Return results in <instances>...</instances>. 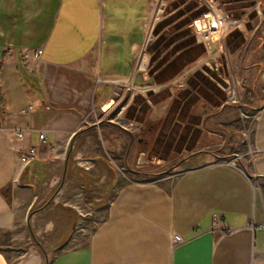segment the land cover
Masks as SVG:
<instances>
[{
	"label": "crops",
	"instance_id": "obj_1",
	"mask_svg": "<svg viewBox=\"0 0 264 264\" xmlns=\"http://www.w3.org/2000/svg\"><path fill=\"white\" fill-rule=\"evenodd\" d=\"M156 8L0 0V264H264V23L238 56L201 46L192 80L196 61L153 71ZM230 75L237 103L220 94ZM241 110L256 112L246 170L224 155L244 144ZM161 146L187 169L145 182ZM97 181L111 199L87 236L80 198Z\"/></svg>",
	"mask_w": 264,
	"mask_h": 264
},
{
	"label": "rangeland",
	"instance_id": "obj_2",
	"mask_svg": "<svg viewBox=\"0 0 264 264\" xmlns=\"http://www.w3.org/2000/svg\"><path fill=\"white\" fill-rule=\"evenodd\" d=\"M208 12H211L216 19H223L228 25H232L221 40L217 38L220 42H208L217 43L219 48L221 43L223 49L229 47L230 52L235 56H238V52L247 43L251 33L264 23L263 0H157L156 23L149 49L150 60L157 64L153 71L167 72L169 69L163 67L196 61L191 66L192 69H188V71L192 70V73L195 72L190 74L193 75L192 80H198L203 76L197 64L199 57H202L201 46L208 42L201 40L199 34L201 30L210 29L211 19L205 18ZM175 83L176 81L172 85L176 86ZM207 84L209 88L216 87L212 81L208 80ZM239 87L238 84L237 93ZM222 91L220 94L227 101V96L223 89ZM230 102L237 103V97ZM104 107L108 108V105ZM255 119L256 112L248 115L245 110L240 111L241 128L244 129V144L240 149L228 150L227 154H224L227 162L245 170L248 169L253 155L250 140ZM155 160L159 165L151 164L146 167L155 175L143 178L145 182L163 179L172 182L187 169L184 150L180 148L172 149L168 146H161L156 151ZM105 184L101 185L100 181H97L95 185L85 182L87 192L85 191V195L80 198L78 224L87 236L103 220L109 205L111 197L107 194L106 198L102 193L107 188Z\"/></svg>",
	"mask_w": 264,
	"mask_h": 264
},
{
	"label": "built area",
	"instance_id": "obj_3",
	"mask_svg": "<svg viewBox=\"0 0 264 264\" xmlns=\"http://www.w3.org/2000/svg\"><path fill=\"white\" fill-rule=\"evenodd\" d=\"M206 19H211V26L209 30L204 29L203 31H200V38L201 40H204V42L208 41H219L224 36L227 30L232 27V25H228L226 21L223 19L215 18L211 12H208L205 14ZM214 37V38H213ZM219 38L220 40H218ZM219 51H223V47L220 43ZM42 54V51H38L36 53V57L39 58ZM219 70V68H216L215 71ZM238 80L231 75L228 77V79L225 81L223 90L227 96V98L231 101H234L237 97V88H238ZM34 109L33 106L29 107V111H32ZM23 135L18 134L17 137L21 138ZM40 140L44 143L47 142L46 134L43 132L40 134ZM38 155V149L37 148H30L23 156H21V161L23 163L29 164L31 162H34L36 160V157ZM215 221H218V218H215ZM261 228L264 230V224L261 225ZM181 242V239L179 237L175 238V243L178 244Z\"/></svg>",
	"mask_w": 264,
	"mask_h": 264
}]
</instances>
